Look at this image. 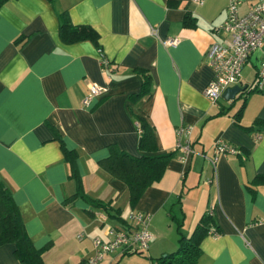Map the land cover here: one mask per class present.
<instances>
[{
  "label": "crops",
  "instance_id": "1",
  "mask_svg": "<svg viewBox=\"0 0 264 264\" xmlns=\"http://www.w3.org/2000/svg\"><path fill=\"white\" fill-rule=\"evenodd\" d=\"M232 0H9L0 5V180L12 191L26 231L45 264H83L96 254L94 239L110 228H131L130 213L151 216L144 254H107L99 264H154L179 248L178 224L190 237L211 214L220 233L202 241L197 264H264V91L217 105L204 92L214 78L207 52L227 35L216 29ZM247 14L257 0H237ZM91 26L100 36L65 44L59 15ZM190 14L196 27H186ZM178 39L177 46L164 44ZM100 49L102 52H100ZM264 46L251 57L242 88L254 87ZM109 62L104 70L102 60ZM247 70L252 80L244 77ZM152 93L142 98L144 78ZM91 84L103 90L89 106ZM246 102L241 125L235 114ZM136 116L154 128L158 153L176 152L178 129L192 127L193 153L168 163L163 179L132 209L127 185L99 162L110 147L143 155ZM255 124V125H254ZM252 131L246 128L254 127ZM185 141V138L183 139ZM223 140L240 150L214 167ZM75 152L86 197L77 193L63 146ZM209 180H213L209 183ZM90 198V199H89ZM89 200L121 210L112 218ZM213 208V210H212ZM114 214V212H112ZM16 246L0 247V264H19Z\"/></svg>",
  "mask_w": 264,
  "mask_h": 264
},
{
  "label": "trees",
  "instance_id": "2",
  "mask_svg": "<svg viewBox=\"0 0 264 264\" xmlns=\"http://www.w3.org/2000/svg\"><path fill=\"white\" fill-rule=\"evenodd\" d=\"M9 0H0V5ZM60 18V38L65 44H75L82 41H91L99 46V34L88 25H74L67 13L59 15ZM196 21L190 14L186 15L184 25L186 27H196ZM100 52L102 50L100 49ZM110 64H103L104 70ZM144 78V84L141 93L137 96H143L152 93V81L148 74H141ZM257 92L255 87L244 88V94L247 96ZM246 102L242 105L239 111L234 116V121L237 125H241ZM136 122L139 123L141 129V141L139 145L141 156H135L125 151L120 150L116 146L110 147V155L108 158L99 162L102 170L110 176L121 180L128 187L129 202L134 209L143 197L146 190L153 185L159 183L168 167L171 159L176 157V152L166 154L158 153V145L155 137L154 128L146 121V119L136 116ZM255 124L264 125V122L257 121ZM254 124V125H255ZM254 127L246 128L247 131H252ZM66 160L71 165V178L77 182V193L68 198L66 202H71L79 196L86 197L83 191V185L79 171L76 166V153L68 151L62 144ZM254 184H263L264 176H258L253 181ZM90 199V198H89ZM96 207L105 211L110 217L121 220V210H114L110 203H101L95 200H89ZM114 212V214H112ZM179 230V248L176 252L167 254L159 259H156L154 264H197L202 251L200 245L204 238L209 235H218L220 233L216 226L214 217L209 214L205 215L196 225L190 237L185 236L181 232V224H178ZM12 244L16 246L15 255L19 264H45V250H38L28 235L23 221L22 214L16 204L12 191L0 180V247ZM126 254H140L126 253Z\"/></svg>",
  "mask_w": 264,
  "mask_h": 264
},
{
  "label": "built area",
  "instance_id": "3",
  "mask_svg": "<svg viewBox=\"0 0 264 264\" xmlns=\"http://www.w3.org/2000/svg\"><path fill=\"white\" fill-rule=\"evenodd\" d=\"M193 2L201 6L205 3L204 0H193ZM239 5L240 2L237 0L230 2L227 8V20L216 29L218 33H223L227 37L222 43L212 44L207 52L208 65L214 72V78L206 87L204 94L214 106L218 104L226 90L240 85L245 66L253 54L264 46V0H257L243 16L239 14ZM178 43V39L164 42L169 47L177 46ZM103 64L108 65L109 62L103 59ZM254 87L257 91H264V54L256 72ZM102 90L96 84H91L89 95L84 99V105L89 106ZM138 128L141 132L139 124ZM177 134L179 140L176 151L181 154V160H187L193 153L192 127H180ZM215 152L214 158L210 160L214 167L222 156L240 154V150L223 140L217 142ZM212 181L209 180V183ZM130 221L131 228H110L107 232L108 241L95 238L96 254L83 264H99L107 254L148 252L152 240L151 216L133 210L130 213Z\"/></svg>",
  "mask_w": 264,
  "mask_h": 264
},
{
  "label": "water",
  "instance_id": "4",
  "mask_svg": "<svg viewBox=\"0 0 264 264\" xmlns=\"http://www.w3.org/2000/svg\"><path fill=\"white\" fill-rule=\"evenodd\" d=\"M243 91H244V88L237 85V86H234V87L226 90L223 93L222 98L224 100H226L227 102H231V101H234L236 99L237 95L241 94Z\"/></svg>",
  "mask_w": 264,
  "mask_h": 264
},
{
  "label": "rangeland",
  "instance_id": "5",
  "mask_svg": "<svg viewBox=\"0 0 264 264\" xmlns=\"http://www.w3.org/2000/svg\"><path fill=\"white\" fill-rule=\"evenodd\" d=\"M245 76H246V77L248 76L247 79H249V81L252 80L251 73H248L247 70H246L245 73H244V77H245ZM253 85H255V83H254Z\"/></svg>",
  "mask_w": 264,
  "mask_h": 264
}]
</instances>
